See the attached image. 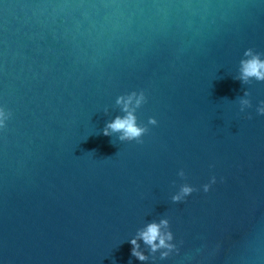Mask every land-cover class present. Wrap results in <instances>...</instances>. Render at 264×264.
Segmentation results:
<instances>
[{
  "label": "water",
  "instance_id": "water-1",
  "mask_svg": "<svg viewBox=\"0 0 264 264\" xmlns=\"http://www.w3.org/2000/svg\"><path fill=\"white\" fill-rule=\"evenodd\" d=\"M254 64L264 0H0V264H264Z\"/></svg>",
  "mask_w": 264,
  "mask_h": 264
},
{
  "label": "clouds",
  "instance_id": "clouds-1",
  "mask_svg": "<svg viewBox=\"0 0 264 264\" xmlns=\"http://www.w3.org/2000/svg\"><path fill=\"white\" fill-rule=\"evenodd\" d=\"M262 68H264V65H261ZM248 74L250 75H257L258 78H264V72L261 71H257V67L256 65H252L251 70L248 72ZM109 127H111L113 130H121V129H126L129 133H131L132 135H137L138 134V130L132 128V127H127L124 123H121L119 121L114 122L112 125H110ZM105 135H107V132H105ZM157 233H158V228L155 225H150L147 232L143 235V239L145 240L146 243L151 244L157 237ZM133 245L136 244L135 241L131 242ZM161 244H163V240H161ZM134 255H136L135 252H133ZM139 259L143 260L144 257L143 256H139Z\"/></svg>",
  "mask_w": 264,
  "mask_h": 264
}]
</instances>
